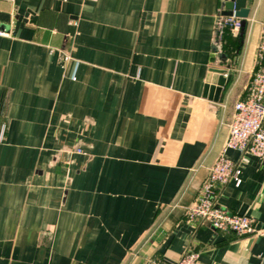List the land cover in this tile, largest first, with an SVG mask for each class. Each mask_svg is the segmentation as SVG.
<instances>
[{
    "label": "crops",
    "instance_id": "crops-1",
    "mask_svg": "<svg viewBox=\"0 0 264 264\" xmlns=\"http://www.w3.org/2000/svg\"><path fill=\"white\" fill-rule=\"evenodd\" d=\"M228 1L0 0V264H264L257 156L217 203L259 234L187 219L258 65L264 0Z\"/></svg>",
    "mask_w": 264,
    "mask_h": 264
},
{
    "label": "built area",
    "instance_id": "built-area-1",
    "mask_svg": "<svg viewBox=\"0 0 264 264\" xmlns=\"http://www.w3.org/2000/svg\"><path fill=\"white\" fill-rule=\"evenodd\" d=\"M9 32L0 26V38ZM258 65L249 83L247 95L234 106L233 120L223 153L204 181L199 198L187 209L188 221H198L220 231H231L240 236L257 235L254 221L249 216L228 212L217 203L221 187L235 177L237 167L226 157L228 149L251 154L264 162V25L258 47ZM198 254L187 252L177 264H197ZM147 264H168L160 259Z\"/></svg>",
    "mask_w": 264,
    "mask_h": 264
},
{
    "label": "water",
    "instance_id": "water-1",
    "mask_svg": "<svg viewBox=\"0 0 264 264\" xmlns=\"http://www.w3.org/2000/svg\"><path fill=\"white\" fill-rule=\"evenodd\" d=\"M249 9L247 8V0H230L225 5L224 16H237L241 19H247L249 16ZM228 74L227 69L211 68L206 79V86L204 90V97L210 100L219 101L223 88L229 82L225 77Z\"/></svg>",
    "mask_w": 264,
    "mask_h": 264
},
{
    "label": "rangeland",
    "instance_id": "rangeland-1",
    "mask_svg": "<svg viewBox=\"0 0 264 264\" xmlns=\"http://www.w3.org/2000/svg\"><path fill=\"white\" fill-rule=\"evenodd\" d=\"M147 258H149V257H147ZM154 259H158V258H157V257H152V258L148 259V260L145 261V262H146V264H147L150 260H154Z\"/></svg>",
    "mask_w": 264,
    "mask_h": 264
}]
</instances>
